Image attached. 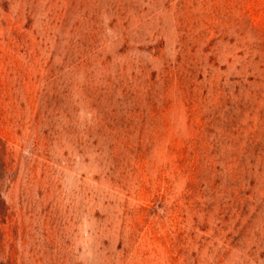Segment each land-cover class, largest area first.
<instances>
[{
	"label": "rangeland",
	"instance_id": "374dc122",
	"mask_svg": "<svg viewBox=\"0 0 264 264\" xmlns=\"http://www.w3.org/2000/svg\"><path fill=\"white\" fill-rule=\"evenodd\" d=\"M0 264H264V0H0Z\"/></svg>",
	"mask_w": 264,
	"mask_h": 264
}]
</instances>
